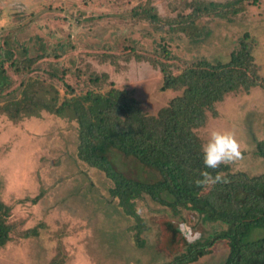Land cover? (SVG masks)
I'll list each match as a JSON object with an SVG mask.
<instances>
[{
	"label": "rangeland",
	"instance_id": "1",
	"mask_svg": "<svg viewBox=\"0 0 264 264\" xmlns=\"http://www.w3.org/2000/svg\"><path fill=\"white\" fill-rule=\"evenodd\" d=\"M185 1L0 0V63L8 77L0 104L21 98L25 83L35 80L38 96L51 104L56 95L61 104L74 95L70 90L81 94L94 88L88 81L94 71L108 73L116 87L129 90L145 111L156 114L181 91L161 90L163 74L136 56L163 59V44L177 73L201 58L226 61L247 40L264 75V0H242L237 14L208 18L199 40L166 31L174 26L172 18L189 11L182 9ZM153 6L158 24L134 15ZM157 26L164 29L156 31ZM215 111H208L196 130L203 144L212 130H232L242 150L232 169L263 173L256 144L264 139V91L230 92ZM78 143L79 124L70 110L58 115L38 105L14 118L0 109V200L10 207L14 226L0 247V264H163L188 242L205 241L225 228L187 209L176 214L148 196L135 202L140 219L127 214L111 195L112 180L79 158ZM112 158L128 176L153 178L155 172L135 159L116 152ZM223 263L224 248L218 244L187 264Z\"/></svg>",
	"mask_w": 264,
	"mask_h": 264
},
{
	"label": "trees",
	"instance_id": "2",
	"mask_svg": "<svg viewBox=\"0 0 264 264\" xmlns=\"http://www.w3.org/2000/svg\"><path fill=\"white\" fill-rule=\"evenodd\" d=\"M241 3L242 0H187L182 9L189 11L172 18L174 26L166 31L182 32L199 40L208 29V18L235 15L242 10L238 6ZM134 15L140 20L159 23L154 6L136 9ZM163 29L156 27V31ZM161 52L163 59L136 56L139 60H149L163 74L161 90L181 91L156 114L145 111L129 90L116 87L108 73L94 71L88 81L95 87L81 94L70 90L74 95L61 104L57 105L56 95L51 104L38 96L35 88L39 82L35 80L25 83L21 98L1 103L0 109L14 118L38 105L58 115L72 111L79 124V158L112 180L111 195L118 198L127 214L140 219L135 202L148 196L176 214L187 209L204 222L225 225L205 241L188 242L184 250L163 264L197 262L211 254L218 244L224 248L223 264H264V172L251 175L235 171L231 165L206 169L203 142L196 131L205 124L208 111L216 114L215 104L226 94L251 87L264 91V75L253 48L247 40H242L228 60L201 58L186 63L177 73L173 69L174 56L166 44L162 45ZM6 54L13 55L10 51ZM19 62H12L17 69ZM2 63L0 89L8 82ZM113 152L125 159H135L152 170L153 178L128 176L116 166ZM256 154L264 160V139L257 142ZM202 171L220 174L229 182L218 183L210 190L197 187L194 181ZM9 217L10 207L0 200V247L11 239L14 231Z\"/></svg>",
	"mask_w": 264,
	"mask_h": 264
},
{
	"label": "clouds",
	"instance_id": "3",
	"mask_svg": "<svg viewBox=\"0 0 264 264\" xmlns=\"http://www.w3.org/2000/svg\"><path fill=\"white\" fill-rule=\"evenodd\" d=\"M203 163L206 169L216 170L221 165H231L242 159L241 145L232 130H212L209 137L202 145ZM229 182L220 174L212 175L208 171H202L200 178L194 183L197 187L210 190L218 183Z\"/></svg>",
	"mask_w": 264,
	"mask_h": 264
}]
</instances>
